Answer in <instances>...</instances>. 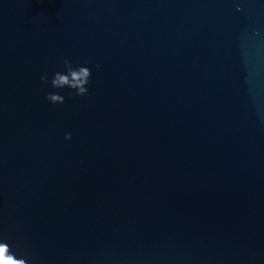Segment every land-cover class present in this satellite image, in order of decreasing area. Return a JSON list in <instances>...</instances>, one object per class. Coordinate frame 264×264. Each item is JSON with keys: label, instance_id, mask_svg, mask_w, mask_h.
<instances>
[{"label": "clouds", "instance_id": "1", "mask_svg": "<svg viewBox=\"0 0 264 264\" xmlns=\"http://www.w3.org/2000/svg\"><path fill=\"white\" fill-rule=\"evenodd\" d=\"M239 10V8H238ZM99 68V66H97ZM64 69L62 72H55L51 80V87L56 89L69 88L75 90L77 96H86L89 94L87 85L90 83L91 71L88 67L80 66L74 68L71 61L64 60ZM40 80L42 83L47 84L48 74L41 75ZM46 99L51 103L63 104L65 102L64 96L58 93H48ZM65 139H71V133L65 135ZM0 264H29V261L25 258H17V256L11 251L8 243L0 240Z\"/></svg>", "mask_w": 264, "mask_h": 264}]
</instances>
